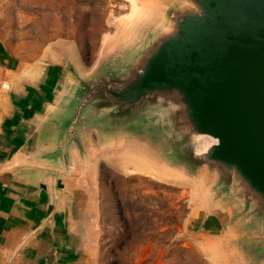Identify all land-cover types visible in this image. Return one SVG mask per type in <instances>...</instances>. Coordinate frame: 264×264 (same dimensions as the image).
I'll return each instance as SVG.
<instances>
[{"label": "water", "instance_id": "1", "mask_svg": "<svg viewBox=\"0 0 264 264\" xmlns=\"http://www.w3.org/2000/svg\"><path fill=\"white\" fill-rule=\"evenodd\" d=\"M159 3L132 51L92 76L69 74L32 152L62 157L65 175L73 150L90 161L108 144L144 145L161 169L202 177L241 264H264V0ZM172 129L190 141V164L167 160ZM203 137L213 141L196 151Z\"/></svg>", "mask_w": 264, "mask_h": 264}, {"label": "rangeland", "instance_id": "2", "mask_svg": "<svg viewBox=\"0 0 264 264\" xmlns=\"http://www.w3.org/2000/svg\"><path fill=\"white\" fill-rule=\"evenodd\" d=\"M159 2L0 0V161L20 150H34L35 128H22L21 124L35 111L20 107L40 106L48 96L50 100V89L55 85L49 81L24 86L21 77L43 70L40 60L46 50L65 58L68 45L76 48L81 64L66 55L65 74L92 76L99 65L133 50L144 27L158 14ZM24 129L28 138L22 137ZM182 136L179 131L168 130L167 160L190 164L185 157L190 141L182 140ZM198 141L196 151L213 140L203 137ZM127 148L134 164L144 159L154 163L148 157V147L143 145L145 150H140L130 144ZM181 148L184 150L179 156ZM119 153L114 149V163L104 155L97 172L101 189L100 264H211L212 255L203 247L208 236L220 234L226 235L223 251L231 263L241 264V250L232 239L233 225L228 224L227 217L204 208L208 197L201 191L202 177L192 176L191 169L181 175L169 166L160 169L154 165L151 173H123ZM192 206L202 208L201 214L192 217Z\"/></svg>", "mask_w": 264, "mask_h": 264}, {"label": "crops", "instance_id": "3", "mask_svg": "<svg viewBox=\"0 0 264 264\" xmlns=\"http://www.w3.org/2000/svg\"><path fill=\"white\" fill-rule=\"evenodd\" d=\"M66 55L75 64H81L76 48L68 45L65 58L55 56L48 49L40 60L43 70L22 75L24 86L48 84L49 81L55 85L50 89V100L48 96L40 106L32 108L28 104L20 107L21 110L35 111L32 117L23 120L22 128L41 130L53 110L58 108L56 105L66 90L69 77L68 73L65 74ZM22 137L28 138L26 129ZM93 138L99 145L95 134ZM127 145L114 148L108 144L99 149L100 152L90 161H82L73 150V166L65 175H61L62 157L49 160L40 158L38 152L20 150L1 160L0 264H100L101 189L97 172L103 156H109V162L114 163V149L120 151L117 157L123 160L120 164L123 173H151L150 167H156L148 162L149 159H144L139 165L134 164V156L127 153ZM204 208L224 217L216 211V203L207 200ZM201 211L202 208L192 206V217ZM225 238L226 235L222 234L208 236L203 248L212 255L211 264H232L223 251Z\"/></svg>", "mask_w": 264, "mask_h": 264}]
</instances>
